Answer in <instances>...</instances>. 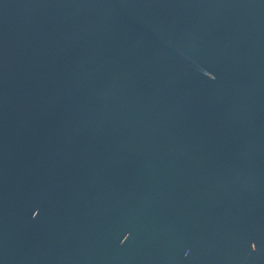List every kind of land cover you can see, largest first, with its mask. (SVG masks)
I'll use <instances>...</instances> for the list:
<instances>
[{
    "label": "water",
    "instance_id": "water-1",
    "mask_svg": "<svg viewBox=\"0 0 264 264\" xmlns=\"http://www.w3.org/2000/svg\"><path fill=\"white\" fill-rule=\"evenodd\" d=\"M0 264H264V0H0Z\"/></svg>",
    "mask_w": 264,
    "mask_h": 264
}]
</instances>
